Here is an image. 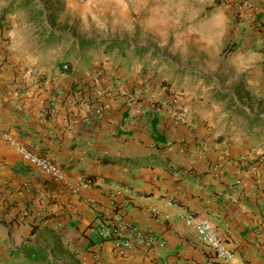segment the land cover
I'll return each instance as SVG.
<instances>
[{"label":"crops","instance_id":"crops-1","mask_svg":"<svg viewBox=\"0 0 264 264\" xmlns=\"http://www.w3.org/2000/svg\"><path fill=\"white\" fill-rule=\"evenodd\" d=\"M2 132L0 264H264V0H0Z\"/></svg>","mask_w":264,"mask_h":264},{"label":"built area","instance_id":"built-area-1","mask_svg":"<svg viewBox=\"0 0 264 264\" xmlns=\"http://www.w3.org/2000/svg\"><path fill=\"white\" fill-rule=\"evenodd\" d=\"M64 67L67 68L68 65L65 64ZM0 135L7 144L18 150L23 159L44 173L51 175L60 184L69 188L72 193H79L83 187L93 183L90 178L86 177H81L74 183L70 182L65 170L55 161L35 153L32 149L8 132H2ZM122 190L125 193H130L129 188H122ZM182 217L186 224L196 232L200 241L214 250L216 256L223 263L227 264L233 259L234 252L228 247L227 243L219 235L216 226L209 219L202 218L198 214L189 212L185 213ZM117 233V228H110L109 226L103 227L101 230V234L105 238L113 237L114 235H117ZM132 246L133 241L131 239H119L115 242L114 252L123 255L132 248Z\"/></svg>","mask_w":264,"mask_h":264},{"label":"rangeland","instance_id":"rangeland-1","mask_svg":"<svg viewBox=\"0 0 264 264\" xmlns=\"http://www.w3.org/2000/svg\"><path fill=\"white\" fill-rule=\"evenodd\" d=\"M17 0H13V2H16ZM61 29H66L65 27H61ZM71 31V29H69ZM158 48H161V47H158ZM169 51V47H167L165 49V52H168Z\"/></svg>","mask_w":264,"mask_h":264}]
</instances>
